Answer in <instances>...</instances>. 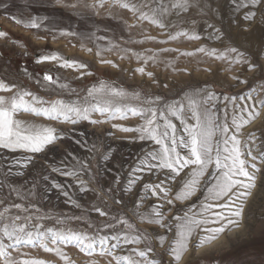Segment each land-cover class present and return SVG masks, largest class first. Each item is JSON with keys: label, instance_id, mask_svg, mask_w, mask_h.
Masks as SVG:
<instances>
[{"label": "snow or ice", "instance_id": "6c2138e0", "mask_svg": "<svg viewBox=\"0 0 264 264\" xmlns=\"http://www.w3.org/2000/svg\"><path fill=\"white\" fill-rule=\"evenodd\" d=\"M53 6L78 7L77 4H65L64 0H55ZM82 6L93 9L97 15L101 9H105L107 15L116 20L121 18L120 10H127L134 21L130 25L124 21L126 30L147 23L160 29L161 35L166 37L157 39L146 35L147 29L141 28L142 38L132 39L129 36L125 44H168L181 42L182 39H208L223 44L225 39L231 40L223 27L225 15L228 17L229 28L235 24L254 38L245 41L248 48L243 51L231 44L224 47L223 51L203 45L192 51L168 47L136 51L121 47L107 36H97L95 32L81 36L68 29L48 28L44 23L46 16L33 14L30 19H22L13 15L10 18L26 29L51 32L53 40L57 36H79L82 49L85 48L84 40L92 41L95 43V55L101 64L117 66L111 60L103 59L105 53L116 54L121 60L134 59L141 65L135 72L153 78V82V73L146 71V67L150 64H164L166 68L171 67L175 71L173 61L167 58L172 53H176L177 60L181 57L200 56L222 61L230 66L228 70L233 65H246L248 71L259 74L254 79L264 80V0H97L96 4ZM237 14H240L239 19L234 18ZM195 17L205 21L206 37L195 30ZM208 20H219L221 27L208 23ZM185 24L189 27L182 26ZM0 38H7V33L0 31ZM96 41H105L106 46ZM85 50L89 53L93 51L92 48ZM34 62H56L60 68L80 72L78 78L92 74L82 71L88 68L86 63L67 59L57 52L41 54L35 57ZM23 71L27 73V69ZM233 79L239 84L247 83V80L239 77ZM38 82L45 88L67 90L76 98L45 100L27 89L0 79V93H11L8 96L0 95V150H3L0 153V169H3V177L0 179V264H44L43 260L30 256L31 250L54 254L63 264H72L64 251L68 247L77 249L85 257L101 258V264H180L190 249L199 251L218 241L222 235L245 227L242 224L245 206L252 190L257 187L258 174L261 177V188L264 189V171L260 167L264 165V131L250 132L243 140L240 134L264 110V84L260 85L259 90L250 87L245 93L225 96L224 100L228 104L224 109L225 119L221 121L214 103L218 98L208 86L189 88L180 99L169 103L158 95H143L104 80L87 87L85 93L81 94L68 82L48 71L43 73ZM229 105L232 111L230 120L227 118ZM20 113L72 125L82 121L99 125L115 119L126 120L129 116L139 117L142 124L137 127H120L119 131L136 133V139L152 141L158 148H153L138 159V163L127 173L126 182L117 174L111 182L106 183V191L105 187H88L93 178L90 164L69 152L68 156L75 164L68 165L62 161V167L52 166L51 171L75 180L80 193L92 191L104 206L92 205L91 211L105 218V221L102 225H94L88 220L84 229L48 227L43 221L51 219V216L40 215V207L32 202L40 197L38 182L32 181L28 187L14 181L15 177L24 176L21 169L33 164L35 157L27 155L21 159L9 154L41 153L65 137L54 127L17 119ZM94 114L99 118L93 119ZM173 119L179 121V130ZM94 149L95 146L89 151L94 152ZM110 155V150L106 151L100 159L106 164ZM84 176L89 177V180L86 181ZM152 176H156L158 182H153ZM94 178L98 185L105 184L99 172L95 173ZM41 180L50 185V188L43 189L45 194L55 189L66 198L65 203L70 207L84 210V206L73 198L63 184L46 174H42ZM169 181L178 188L171 198L169 193L173 192V187ZM28 183L25 181V185ZM138 184L141 186L137 187ZM134 188L136 198L132 215L142 223L147 222L162 229V234L139 231L124 215L119 214L121 210H127L123 196L133 194ZM149 194L161 203L151 204L148 210L140 212ZM109 200L114 205H120L121 209L111 208ZM176 202L184 206L177 208L168 219L167 213L163 211L164 206H172L168 208V212H172ZM65 220L85 223V216L69 217L64 214L63 219H57V224L63 225ZM153 240L164 249L159 259L150 257V253L154 252ZM141 244L143 248L139 247ZM163 255H168L170 259L165 261ZM87 264H97V261L89 259ZM187 264H191V261ZM198 264H205V261L201 260ZM207 264H220V260L209 257Z\"/></svg>", "mask_w": 264, "mask_h": 264}, {"label": "rangeland", "instance_id": "374dc122", "mask_svg": "<svg viewBox=\"0 0 264 264\" xmlns=\"http://www.w3.org/2000/svg\"><path fill=\"white\" fill-rule=\"evenodd\" d=\"M64 3L67 5L77 4L78 7L53 6L55 5V0H0V31L7 33V38H0V79H3L9 84H16L18 87L27 89L34 95L40 96L45 100H69L76 98L74 95L67 92V90H61L56 87L45 88L41 82H38L46 71L51 72L53 76H59L62 81L68 82L81 94L85 93L87 87L104 80L114 84L116 87L125 88L129 91L135 90L143 95H158L169 103L180 99L189 88L208 86L209 90L213 91L218 98L214 103L221 121L225 119L224 117L226 115L223 113V110L225 109V105L228 104V101L224 100L225 96L231 97L245 93L250 87H256L259 90L260 85L264 84V80L254 79V76H259V74L248 71L246 65H233L231 66V70H228L230 66L222 61L200 56L196 58L181 57L177 60L176 53L167 55V58L173 61L176 69L175 71H173L171 67L166 68L164 64H159L157 66H152L150 64L146 67V71L153 73L155 79V82H153V78H149L146 75L142 76L135 72V69L141 65L134 59L125 58L121 60L116 54L105 53L103 59L111 60L117 66L112 67L110 64H101L99 58L95 55V43L92 41L84 40L83 44L85 48L82 49L80 46L82 41L79 36H57V38L53 40L51 32L26 29L23 26L17 25L10 18L13 15L22 19H30L33 14L46 16L47 20H45L44 23L48 28L68 29L80 33L81 36H87L90 32H95L97 36H107L109 39L120 44L121 47L133 48L136 51H143L149 48L156 50L164 47L178 48L181 51H192L202 45L212 48L218 47V50L223 51L224 47L229 44L243 51L246 50L248 46H243L242 41H245L247 37L251 36L248 31L243 30L242 27L238 28L235 24L229 28L228 17L225 15L223 27L231 36V40L225 39L223 44L208 39L199 41H185L182 39L181 42H170L168 44H157L153 42H148L143 45L125 44L124 41L127 40L129 36H131L132 39L142 38L140 33L141 28L147 29L146 35L156 37L157 39H166V37L161 35L160 29L150 26L147 23L132 28L130 31L126 30L124 21H127L129 25L134 21L131 13L127 12V10H120L121 18L116 20L107 15L105 11L107 5H105V9L99 11V15H97L93 9L84 8L82 6L83 4H96L97 0H64ZM239 17L240 14H237L234 18L239 19ZM195 19V30L200 32L201 36L206 37L207 32L204 30L205 21L201 20L199 17H195ZM209 23L215 24L218 28L221 27V22L219 20H209ZM182 26L189 27L187 24ZM96 43L106 46L105 41H96ZM86 48H92L93 51L89 53L85 50ZM53 52H57L67 59H74L86 63L88 68L82 71H88L92 74L78 78L80 77V72L60 68L57 66L56 62H51L52 66L56 67L58 70H63L65 75H62L60 71H53L50 70L49 67L38 66L37 63L34 62L35 57ZM23 69H27V73H25ZM233 77L245 79L247 83L239 84ZM224 85L231 86L233 92L226 93ZM241 88H243V90L239 92L235 91ZM0 95L8 96L11 95V93H0ZM132 102L135 103V101ZM262 113H264V110H261V114ZM261 114L260 117L263 115ZM21 115L22 121L30 124L54 127L58 133H63L65 137L63 141L58 142L54 146H49L48 149L41 153L29 154L17 152L15 154H9L10 156H16L21 159L27 155H33L35 157L33 164H30L28 168L21 169L24 172V176L15 177L14 181L28 187L31 186L32 181L38 182L40 197L34 199L32 202L40 207V215L43 216L48 214L51 216V219L43 221L48 227L56 226L84 229L86 228V222L88 220L94 225H102L105 221V218L99 217L97 213L91 211L92 205L104 206L92 191L80 193L78 187H76L75 180L65 178L51 171L52 166L62 167V161L68 165L75 164V161L68 156L69 152L74 153L75 156L90 164L93 178L88 184V187L90 189L105 187L106 191V183L111 182L117 174L126 182L128 179L127 173L138 163V159L153 148H158L152 141H140L136 139L138 135L136 133L119 131L120 127H137L142 124L143 121L139 117L129 116L126 120L115 119L99 125H92L84 121L72 125L47 120L42 116L37 117L25 113H21ZM92 118L97 119L99 117L94 114ZM227 118L229 120L231 119L230 112ZM259 120L261 119L259 118L258 121ZM173 121L178 120L173 119ZM258 121L257 123H259ZM257 128L259 130L257 131L258 133L264 130V128ZM257 128L254 131H256ZM245 132L244 130L243 134H246ZM246 135H240V138H242L241 140H243L244 137L246 138ZM77 141H79V143H77ZM93 146H95L94 152L89 151V149H93ZM109 150L111 153L110 159L108 163L105 164L100 158ZM2 152L3 150H0V153ZM93 155L95 158H93ZM260 167L262 171H264V165H260ZM97 172H99L100 179L105 182V184L98 185L96 183L94 177ZM42 174L49 175L57 183L63 184L72 194L73 198L84 206V210L82 211L70 207L65 203L66 198L55 189H51L48 194H45L43 189L45 187L50 188V185L41 180ZM137 175L147 174L137 173ZM181 176H183V173ZM2 177L3 169H0V179H2ZM83 178L86 181L89 180L87 176ZM160 178L163 179L162 174H160ZM151 179L153 182H158L156 176H152ZM25 181L29 183L25 185ZM168 183L172 184L173 187V192L169 193V198H171L174 191L178 190V188L175 183L171 181ZM140 186V184L137 185V187ZM101 197H103V193H101ZM135 198L136 189L134 188L133 194L123 196L125 205H127V210H121L119 214L124 215L139 231L162 234V229L150 225L147 222L142 223L138 217L132 215L133 211H135L133 206ZM157 203H161V201L157 200L155 197H151L149 194V199L143 203L139 211L145 212L148 210L149 205ZM108 205L113 209H121L120 205H114L111 200L108 201ZM183 206V204L176 202L173 211L168 212V208L172 206L165 204L163 211L167 213V218L170 219L171 216L175 214V210ZM64 214L69 217L73 215H83L85 216V223L65 220L63 225H58L57 219H63ZM242 224L245 227L233 233L222 235L218 241L213 243V246L208 245L207 247L206 245L201 251H207V249L208 251L190 260L191 263L202 259L207 260L209 257H215L220 260V264H264V189L261 188V177L259 174L257 176V187L252 190V195L249 197L248 203L245 206V219L242 221ZM237 237H239V239H237ZM221 244L223 245L222 248L219 247ZM152 246L154 247V252L150 253V257L159 259L164 249L155 240H153ZM166 246L167 242H165V247ZM139 247L143 248L144 245L141 244ZM64 251L70 257L72 264H87L89 259H94L97 261V264H101V258L96 256L91 258L85 257L75 248L68 247L65 248ZM192 252L197 251L190 249L188 253ZM30 256L43 260L44 264H63L54 254L44 253L42 250H31ZM163 259L167 261L170 257L168 255H163Z\"/></svg>", "mask_w": 264, "mask_h": 264}, {"label": "bare ground", "instance_id": "6f19581e", "mask_svg": "<svg viewBox=\"0 0 264 264\" xmlns=\"http://www.w3.org/2000/svg\"><path fill=\"white\" fill-rule=\"evenodd\" d=\"M208 23H209V20L207 21ZM254 37L253 36H250V37H247L246 39H245V41L246 40H252ZM245 41H242L243 42V46H248V44L245 42ZM208 46V45H207ZM218 48V47H217ZM74 56V55H73ZM215 60V59H214ZM209 64V63H208ZM208 64H206V65H208ZM38 66H44V67H49V69L50 70H53V71H60V73L62 74V75H65V73L63 72V70H58L56 67H54V66H52L51 65V62H45V63H41V64H37ZM200 67V66H199ZM207 67V66H206ZM215 70V69H214ZM216 71V70H215ZM71 72V71H70ZM173 73V72H172ZM219 73V72H218ZM205 75V74H204ZM203 75V76H204ZM237 76V75H236ZM31 77V76H30ZM194 80V79H193ZM200 80V79H199ZM197 82H198V80H197ZM227 85V84H226ZM226 85H224V90H225V92L226 93H232L233 91V88L231 87V86H226ZM238 85V84H237ZM245 86V85H244ZM218 87V86H217ZM241 87V86H240ZM236 88V87H235ZM239 88V87H238ZM246 88V87H245ZM240 90H243V88H241V89H238V90H235V91H237V92H239ZM234 91V92H235ZM229 109V110H228ZM228 109H227V116L229 115V112H230V115H232V111H231V106H229L228 107ZM223 113L226 115V113H225V110H223ZM263 114V115H262ZM261 115V117L259 116V117H257V119L255 120V121H253L250 125H248V126H246L244 129H242L241 130V136H245L246 134L248 135L250 132H252V131H254L257 127H259V128H264V113H262ZM21 113L20 114H18L17 115V119H20L21 120ZM223 117H224V115H223ZM225 118V117H224ZM261 119V120H259L258 121V119ZM223 119V118H222ZM175 120V119H174ZM257 121L259 122V123H257ZM173 123H175L176 124V126H177V129H180V126H179V121H173ZM244 130L246 131L245 133L246 134H243L244 133ZM261 130V129H260ZM257 131H259L258 130V128H257V130H256V132ZM264 131V130H263ZM243 134V135H242ZM246 135V136H247ZM245 138V137H244ZM242 139V138H241ZM246 232V231H245ZM248 232H249V230H248ZM247 233V232H246ZM242 236L244 235V234H241ZM249 235V234H248ZM245 236V235H244ZM214 243V242H213ZM210 246H213V244H211ZM215 246V245H214ZM207 247H208V245H207ZM212 248V247H211ZM206 250V249H205ZM213 250V249H212ZM207 251H208V249H207ZM207 251H201V250H199V251H197V252H192V253H186L185 255H184V258L181 260V262H180V264H186V262L187 261H190V260H192V259H194L195 257H198L199 255H202V254H204V253H206ZM209 251H210V249H209Z\"/></svg>", "mask_w": 264, "mask_h": 264}, {"label": "crops", "instance_id": "0c3cea01", "mask_svg": "<svg viewBox=\"0 0 264 264\" xmlns=\"http://www.w3.org/2000/svg\"><path fill=\"white\" fill-rule=\"evenodd\" d=\"M202 260H204L205 261V264H207V260H205V259H202ZM201 260H199V261H195V262H192L191 264H198V262H200ZM223 264H226V263H223Z\"/></svg>", "mask_w": 264, "mask_h": 264}]
</instances>
